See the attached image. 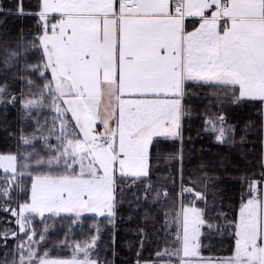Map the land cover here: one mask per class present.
<instances>
[{
  "label": "snow or ice",
  "instance_id": "obj_1",
  "mask_svg": "<svg viewBox=\"0 0 264 264\" xmlns=\"http://www.w3.org/2000/svg\"><path fill=\"white\" fill-rule=\"evenodd\" d=\"M37 8L25 13L20 0L15 14L37 17L39 31L27 43L21 34L16 48L5 51L4 63L7 67L13 60H26L31 52L41 53L39 62L25 65V70L39 71L42 79L50 72L51 79L36 99H25L22 93L21 106L25 115L32 108H49L55 116L48 136L39 137L45 155L36 151L0 155L4 174L0 198L10 200L16 188L28 191V200L18 211L0 204V211L11 213L18 227V232L4 229L0 238L5 243L0 247L7 249V240L21 233L27 237L3 253L2 264H106L96 253L98 225L91 243L69 244L66 234L53 247H69L72 255L53 258L52 250L40 251L49 226L37 233L29 215L71 213L75 223L82 213H94L114 224L116 192L123 191L117 181L131 179L127 185L131 189L149 177L154 138L180 140L182 162V119L190 115L186 101L199 98L189 91V82L212 89L210 95L221 106L258 103L264 114V0H37ZM186 18H193L191 30ZM28 84L34 86L31 80ZM5 91L6 86L0 87V103H5ZM16 99L13 94L6 103L14 104ZM204 127L218 143H226L233 131L223 114L206 119ZM53 135L55 145L48 142ZM21 140L24 145L31 143L23 136ZM170 158L176 159V154ZM26 177L31 179L30 189L20 182ZM208 183L205 180V190ZM261 185L264 171L260 180L247 182L233 219L223 212L216 214L234 238L232 255L218 264H264ZM151 191V184L144 185L145 201ZM191 191L182 187L181 195ZM160 195L157 191L154 201ZM163 195L167 197V191ZM198 201L205 202V209L195 207ZM207 207L201 192L195 193L189 206L181 205V247H166L156 254L157 260L167 256L168 264L173 260L192 264L189 258L198 255L193 241L200 235L199 227H220L205 220ZM169 216L165 213V224Z\"/></svg>",
  "mask_w": 264,
  "mask_h": 264
},
{
  "label": "trees",
  "instance_id": "obj_2",
  "mask_svg": "<svg viewBox=\"0 0 264 264\" xmlns=\"http://www.w3.org/2000/svg\"><path fill=\"white\" fill-rule=\"evenodd\" d=\"M19 3L20 0H0V9H2L0 12V87L6 86V91L2 94L5 103H0V154H23L36 151L45 155L47 150L39 137L44 135L41 131L46 132L44 136H47L53 124L40 123L52 114L47 109L45 111L41 109L40 113L36 109H31L30 115H25L19 101L22 93L23 96L39 97L44 84L51 79L50 73L42 79L39 71L32 74L25 70V65L31 66L39 62L41 53L38 51L29 53L26 60L11 61L7 67L4 63L8 59L5 51L16 48L21 34L26 38L25 43H27L39 31L37 17L15 14ZM23 11L25 13L38 11L37 0H23ZM41 71L44 69L41 68ZM29 80L34 82L31 88L28 84ZM189 91L196 93L199 98L186 101L190 115L182 119V162L179 159L180 140L155 138L150 147L149 177L142 179L136 187L131 189L127 187L131 179L117 181L118 185L123 187V191L118 188L116 192L118 203L114 224H110L108 218L96 215H84L74 223L73 215L63 214L56 219L45 216L40 219L31 214L37 233H40L46 225H51L45 241L40 246L41 254L50 249L52 257H70L71 248L66 246L54 248L53 246L59 245L66 234L69 244L90 243L92 236L96 235L95 226L98 225L100 232L96 243V253L101 261L106 264H137L138 260L140 263L156 261L158 252H163L166 247L177 243L175 238L178 224L175 221H178L179 201L181 205L190 203L195 199V193L201 192L205 193L208 204L204 214L205 220L214 226H220L210 230L203 225L200 240L201 252L205 256L232 255L234 238L230 234L231 230L223 227L226 221L218 218L216 214L223 212L228 220L233 219L239 208L241 194L247 188V182L260 180L261 172L264 171L261 168L262 114L258 111L260 105L244 101L235 105L225 103L221 106L217 104L215 97L210 95L212 89L196 87L192 82H189ZM13 94L17 97L15 103L7 104L6 102ZM222 113L226 114L229 125L233 126V131L229 133L226 143L214 141V136L208 134L204 127L206 118ZM35 115H37V122L33 121ZM22 136L29 139L31 143L22 144ZM48 142L54 145V140L51 138ZM173 154H176V159L170 158ZM32 174L37 175L38 171ZM205 180L209 181L207 190H205ZM20 182L30 189V178L26 177ZM146 184L152 185V191L145 201L143 197ZM182 187L192 191L181 195ZM157 191L161 195L158 201H154ZM165 191L168 193L167 197L163 195ZM27 200L28 191L21 193L16 188L11 191L10 204H7L18 210L19 205ZM0 204H3L1 198ZM195 205L205 209L204 201H198ZM165 213H170L169 224L164 223ZM9 218V213L0 211V234L6 228L16 231L15 224L12 221L8 223ZM26 238L20 234L17 239H8V248L0 247V264L4 260L3 253L11 251L14 245ZM34 238L39 240L40 236L36 235ZM141 241H143L142 248ZM4 243L5 241L0 238V245ZM7 259L11 260L12 257L9 256Z\"/></svg>",
  "mask_w": 264,
  "mask_h": 264
},
{
  "label": "rangeland",
  "instance_id": "obj_3",
  "mask_svg": "<svg viewBox=\"0 0 264 264\" xmlns=\"http://www.w3.org/2000/svg\"><path fill=\"white\" fill-rule=\"evenodd\" d=\"M50 73V72H49ZM51 76V75H50ZM24 98L25 99H36V98H38V97H33V96H31V95H28V96H24ZM19 105H20V108L22 109V106H21V99H20V101H19ZM32 109H36L37 111H38V113H40V110L41 109H43L44 111L47 109V110H49V112L52 114V116H49L48 118L46 117L44 120H43V123H40V124H52V121H53V118H54V116H55V112H54V110H50L49 108H40V109H37V108H32ZM31 110V109H30ZM37 113V114H38ZM225 117H226V124L227 125H229L230 123L228 122V119H227V116H226V114H224V113H222ZM70 115V114H69ZM219 115H221V114H219ZM218 115V116H219ZM214 117V116H213ZM209 118H211V117H209ZM209 118H206V119H209ZM33 121L34 122H37L38 121V119H37V115H35V116H33ZM232 126V125H231ZM56 132L58 133L59 132V120L57 119L56 120ZM41 134H46V132H44V131H41ZM48 136V135H47ZM49 138H51L52 140H54V145L57 143V141H56V139H55V136L53 135V136H50ZM213 140L215 141V137H213ZM1 155V154H0ZM3 169H0V180H2L3 179ZM8 175H10V173L8 174ZM121 192V191H120ZM116 197H117V194H116ZM2 199V201H3V204H5L6 206H10L9 204H10V201L9 200H7V201H4V199L3 198H1ZM9 201V202H8ZM7 203H9V204H7ZM189 204L190 203H187V204H183L184 206H189ZM11 207V206H10ZM195 207H197L196 205H195ZM11 208H13V207H11ZM198 208V207H197ZM13 209H16V208H13ZM17 210V209H16ZM18 211V210H17ZM10 214V218H9V220L10 221H12L14 224H15V226H16V231L18 232V227H17V225H16V223H15V217H13L12 215H11V213H9ZM63 214H66V215H73V217H74V214H71V213H60L59 215H63ZM177 214H180V215H177V218H178V231H177V235H179L180 237H181V240L180 241H177V243H176V245H170L169 247H175V248H180L181 247V243H182V237H183V216H182V213H181V203H180V201H179V204H178V211H177ZM26 215H28L27 213H26ZM32 215H35L36 217H38V218H42L40 215H38V214H32ZM59 215H52V214H50V213H47V212H45V214H44V216L43 217H45V216H50V217H53L54 219H56V217H58ZM84 215H96V214H94V213H82L81 214V216L79 217V218H81L82 216H84ZM115 216H116V209H115ZM103 217H106L107 218V216H103ZM79 218H76V220H78ZM29 219H31V217H30V215H29ZM115 219V218H114ZM32 220V219H31ZM202 227H203V225H201L200 227H199V231H200V235H199V237H197L196 238V240L195 241H193V243H196L197 245H198V248H197V252H198V255H197V257H192V258H189V259H191L192 260V264H218V261H219V259H222V258H226V257H229V256H231V255H228V256H205V255H203L202 254V252H201V248H200V240H201V234H202ZM49 228H51V225L49 226ZM22 234V233H21ZM31 234V233H30ZM96 235H97V233H96ZM27 239V238H26ZM26 239H24V240H26ZM91 243V242H90ZM72 255V254H71ZM53 258H56V257H53ZM61 258H69V257H61ZM145 262H152V264H168V257L167 256H165L164 257V259H162V260H156V261H145ZM145 262H141L140 264H145ZM171 264H179V262L177 261V260H173L172 262H171Z\"/></svg>",
  "mask_w": 264,
  "mask_h": 264
},
{
  "label": "crops",
  "instance_id": "obj_4",
  "mask_svg": "<svg viewBox=\"0 0 264 264\" xmlns=\"http://www.w3.org/2000/svg\"><path fill=\"white\" fill-rule=\"evenodd\" d=\"M186 23H187L189 30H191L192 24H193V18H186ZM156 138H163V137H156ZM262 154H264V114H262ZM261 186L264 187V185H261Z\"/></svg>",
  "mask_w": 264,
  "mask_h": 264
}]
</instances>
